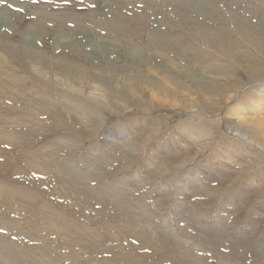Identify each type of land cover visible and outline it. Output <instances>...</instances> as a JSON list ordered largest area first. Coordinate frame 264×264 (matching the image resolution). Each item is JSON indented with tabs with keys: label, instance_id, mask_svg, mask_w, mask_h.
Masks as SVG:
<instances>
[{
	"label": "rangeland",
	"instance_id": "obj_1",
	"mask_svg": "<svg viewBox=\"0 0 264 264\" xmlns=\"http://www.w3.org/2000/svg\"><path fill=\"white\" fill-rule=\"evenodd\" d=\"M0 18V264H264V0Z\"/></svg>",
	"mask_w": 264,
	"mask_h": 264
},
{
	"label": "bare ground",
	"instance_id": "obj_2",
	"mask_svg": "<svg viewBox=\"0 0 264 264\" xmlns=\"http://www.w3.org/2000/svg\"><path fill=\"white\" fill-rule=\"evenodd\" d=\"M155 22V21H154ZM148 24H149V22H148ZM107 25V24H106ZM1 27H5L4 26V23H3V21H2V19L0 18V28ZM36 34V33H35ZM35 35L34 34H29V35H26V39H25V41L28 43V44H33V40H35ZM105 42V41H104ZM103 44V43H102ZM106 45V44H105ZM109 47V46H108ZM109 49V48H108ZM107 55V54H106ZM132 58V57H131ZM111 61V60H110ZM134 66V65H133ZM248 68V67H247ZM129 72V71H128ZM136 74V73H135ZM1 76V75H0ZM0 79H1V77H0ZM137 82V81H136ZM159 86V85H158ZM260 87H261V92H264V84H261L260 85ZM9 104H11L10 102H8ZM233 111H234V113L233 114H235L237 117H238V119L240 120V121H243L244 122V120H245V118L244 117H241V115L239 114V111H238V109H236V110H234L233 109ZM258 126V125H257ZM231 134H232V136L233 137H236V138H238L239 140H241L242 142H245V143H247L248 145H250V146H252V147H254V148H256V149H258L260 152H262L263 154H264V143L263 142H261V141H259V140H257V138H255V137H253V136H251V135H249V134H247L245 131H243V129H235V130H233L232 132H231ZM244 143V144H245ZM181 147V146H180ZM230 153V152H229ZM228 162V161H227ZM175 163V162H174ZM230 163H231V161H230ZM227 171H225L224 173H226ZM212 200H214V199H212Z\"/></svg>",
	"mask_w": 264,
	"mask_h": 264
},
{
	"label": "snow or ice",
	"instance_id": "obj_3",
	"mask_svg": "<svg viewBox=\"0 0 264 264\" xmlns=\"http://www.w3.org/2000/svg\"><path fill=\"white\" fill-rule=\"evenodd\" d=\"M34 2H35V0H34ZM20 11H22V9ZM0 231H2V229H0Z\"/></svg>",
	"mask_w": 264,
	"mask_h": 264
}]
</instances>
